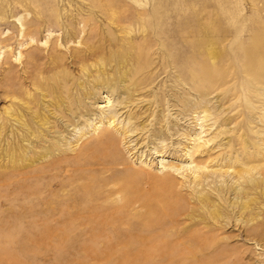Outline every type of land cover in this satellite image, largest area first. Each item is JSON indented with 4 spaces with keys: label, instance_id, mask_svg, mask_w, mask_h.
<instances>
[{
    "label": "rangeland",
    "instance_id": "374dc122",
    "mask_svg": "<svg viewBox=\"0 0 264 264\" xmlns=\"http://www.w3.org/2000/svg\"><path fill=\"white\" fill-rule=\"evenodd\" d=\"M26 26L28 37L23 36ZM1 41L0 117L12 96L28 86L22 62L26 51L36 48L32 77L53 74L47 67L51 51L64 57L80 118L75 115L77 130L56 118L65 133L53 130L50 140L66 139L56 140L59 150L49 160L59 159L63 166L46 174H33L35 168L5 169L0 134V264H113L117 259L98 258L105 250L128 249L133 252L122 254L121 264H264V214L251 224L235 223L227 202L235 196L229 193L221 200L227 219L214 218L200 206L202 185L194 183L200 161L205 171L222 168V176L217 173L204 184V192L218 201L216 188L236 182L227 162L235 165L248 151L264 160V84L245 97L244 80L230 73L235 68L226 61L218 73L224 78L213 84L212 115L186 113L177 98L190 87L176 79L172 62L182 44L195 57L196 70L203 68L204 41L222 46L227 60L232 45H264V0H0ZM85 43L92 50L103 47L108 57L119 49L141 52L143 72L136 78L143 88L132 103H122L127 99L122 88H94L93 77L82 78L72 55ZM111 112L117 118L108 128ZM94 126L117 134L114 148L91 147L98 134ZM195 147L199 151L191 159ZM167 173L171 177L164 182ZM78 234L92 241L78 242Z\"/></svg>",
    "mask_w": 264,
    "mask_h": 264
},
{
    "label": "bare ground",
    "instance_id": "6f19581e",
    "mask_svg": "<svg viewBox=\"0 0 264 264\" xmlns=\"http://www.w3.org/2000/svg\"><path fill=\"white\" fill-rule=\"evenodd\" d=\"M29 29L30 27L26 28V31L24 32L23 35L24 37H28L25 34ZM30 39L32 40L34 39V37L32 38L30 37ZM2 44L3 41L0 42L1 46ZM24 44L25 42H23L20 45L23 46ZM84 45H85V49L77 50L72 55V63L80 64L82 67V75H83L82 78L89 79L90 77H93L94 80L92 81V83H95L94 88L100 85H103L109 89L122 88V90L124 91L123 94H125L127 98L122 103L126 105L132 103L133 100H135L136 93L140 92L143 88L141 83L142 81L140 82L138 80L139 78L138 79L136 78V75L139 74L141 70L143 72V69L139 65V60L141 59L140 58L141 52L138 53L136 50H132L130 52L129 50L125 51V49L124 50L119 49V51L117 52L115 51V53H113L112 56L108 57L106 56L103 47L100 48L98 47L99 49L97 48V50L96 49L92 50V48H90L91 46H88L86 43ZM52 46L53 43L51 44V47ZM255 46L256 47H252L251 43L245 42V43H241L237 49H234L232 45L229 54V59L227 60L226 57L222 54V50L224 49L222 46L218 47L216 43L207 44L204 41L202 43V48L204 49V51H202L201 49L202 51L201 64L203 68L199 69L200 67L199 68L196 67L197 68L196 70L195 68H192V64H191V60L194 61L195 57H193L190 50L186 48L184 44H182V46L179 49L180 51H178V53L176 54H172V56H174L172 62L173 65L175 66L174 68L177 70L178 73L176 79L185 81L186 85L190 87V91L185 92L180 98L179 97L177 98L178 102L185 110V112L186 113L192 112V114H195L198 112V110H201L202 113L207 114V118L212 115V112H210V109H208V105L212 101L210 100V97L213 95V93H215L213 84L216 83L215 81L218 82L224 78L223 76H220V74L218 73H220V69L222 67L227 65L228 61L230 64L232 63L233 68H235L234 71L230 73H232V75H235L237 79L242 77V79L244 80L242 85H243L245 97H250L252 96L251 94L253 92L255 93L256 91H258L256 85L264 84V45L260 46V44L255 43ZM93 47L95 46L93 45ZM33 50H36V48ZM33 50L26 51L27 53L25 54V61L22 62L25 69V76H24L25 82L29 80V82L26 83L29 84L28 86H22V89L20 88L21 91L19 92V95L17 94L16 96H12V99L10 98L12 104L5 109L4 113L0 117L1 118L0 134L2 136L1 140L4 143V146L2 148L3 150L2 156L4 160L6 159L8 161L4 166L5 169L10 170L12 168L14 169L35 168V170L32 172L33 174H38V173L46 174L48 171H52L54 169H58L63 166V162L59 159L54 161L49 160V159H54V153L57 150H59L57 146V142L62 143L63 140L66 139V137L61 136L64 135L65 133L64 131L61 130L62 128L56 126L57 125L56 118H62L63 120H67L68 129L69 127H74L73 130H77L79 125L76 124V120H75L76 119L75 115L77 114L75 108V100H72L71 93L69 91L70 87L67 86L68 85L67 83L70 82L72 78L70 77V75H68L67 72L64 71L66 69L63 68L66 65L64 63V57L58 55L55 50H54L55 53L54 51H51L53 53H50L51 55L48 58L47 67L51 69L50 72L54 71L53 74L51 76L48 75L45 76L44 72H42L41 75L32 77L31 72H29L30 71L29 68H30V64L32 63V61L34 62V59L37 56L35 52H33ZM148 52L146 51L147 53L146 55H148ZM11 53L14 54V52ZM20 55L24 56V52L23 53L20 52ZM15 56L16 55H14L13 57ZM90 61L91 63H89ZM206 63H209L211 66L210 67L207 66ZM11 65L12 68H15L14 64ZM182 65L186 66L185 70H183ZM85 81L86 80H84L83 83ZM128 83L129 85H127ZM230 83H232V81ZM84 86L85 83L84 84L81 83L79 85V87L82 89ZM61 90L66 91L62 93V95L66 94V97H63L60 94ZM192 92L195 93L197 99H195L192 96L191 94ZM47 99H50L52 101L49 102L47 101ZM77 118L80 117L77 116ZM108 118H109L108 128H110L112 125V121L115 122V119L117 118V114L116 113L112 114L111 112L110 117H107V119ZM134 118L137 119L136 116ZM10 127L12 128L10 134L13 136L14 139V141L12 142H10L9 140L10 136L8 134ZM56 129H58L57 132L61 134L57 136V138L56 136H54L57 142L54 139L50 140V136L53 134V130ZM94 131L98 133L94 142L91 144V147H93L94 149H99L100 151H102V148L103 149L111 148L113 147V143H116L118 141L117 134H115V132L109 129L108 130L103 129L100 131V128L96 130L94 126ZM122 131L126 136L128 132L126 130H122ZM224 131L226 132V130ZM85 135H83V137H85ZM62 137L64 138L62 139ZM198 151H199V147H195L194 153L190 154L191 159L194 158V154L198 153ZM249 153L251 154V152L248 151V154H246L243 158L240 156L241 159H238L239 162L236 159L237 160L236 163L238 164L237 166L236 163L235 165H233V163L231 162L226 163V167L228 170L234 168L232 174L229 176L231 177L234 176L236 182L232 183V185L230 186H228L227 184L224 187L223 184L221 185V187H219V189L216 188V190L218 191L217 193H219L218 201L217 199H213L210 194L204 192L205 190L204 184L206 181L209 180V178H213V175H216L217 173L220 174V176H222L223 175L221 173L222 168L216 171H209V170L205 171L206 169H208V167L203 165L204 164L202 163L203 161H200L199 162L200 164L196 166L195 173L199 174V176H197L198 178L194 181V183L197 188H200V186L202 185L200 191L197 192L199 195L197 197V200L203 209L205 210L209 209L210 213L214 216V218L222 219V217H224L225 220L227 219V215L224 212H222L221 209L222 207L221 200L224 199V195H228L229 193L235 196L233 201H227L229 202L228 204L229 208L233 209L231 211L234 213L235 223L236 222H241V224L247 222L250 223V221L253 220L255 221L263 216L264 163L254 166H248V165L256 162H261V161L263 162L264 160L260 161L255 156H250ZM241 155H243V153ZM36 164H38V167L36 166ZM227 172L228 171H225V174H227ZM170 177H171L170 173H167V175L163 177L162 180L165 182ZM213 183L214 182L209 183L208 185L211 186ZM229 199L230 196L228 197L227 200ZM194 212H197L196 208ZM223 213L226 216L223 215ZM231 215H230V219L232 218ZM230 219L228 220L230 221ZM216 223H218V220ZM227 225L226 227H228ZM78 237H80L76 239V241L78 242H85L90 240L92 241V238L90 236H88L87 239L86 237H81L80 235ZM109 242L110 239L108 240V243ZM111 252L105 250V253L102 254V257L98 258V260L104 261L106 258L108 260H113L115 258L117 260H115V263L113 262L112 263L121 264L120 256L122 254L125 255L127 252L131 253L133 251L130 249H128L127 252L122 250L121 251L122 253L119 251V253L117 254L114 253L115 251L113 253ZM111 254L118 256V258L114 257V255ZM108 257H110L111 259H109Z\"/></svg>",
    "mask_w": 264,
    "mask_h": 264
}]
</instances>
